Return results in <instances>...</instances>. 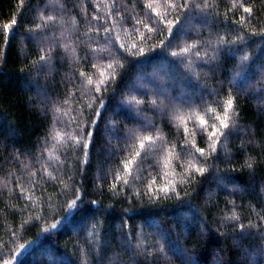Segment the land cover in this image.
<instances>
[{"label": "trees", "instance_id": "trees-1", "mask_svg": "<svg viewBox=\"0 0 264 264\" xmlns=\"http://www.w3.org/2000/svg\"><path fill=\"white\" fill-rule=\"evenodd\" d=\"M5 261L264 264V0H0Z\"/></svg>", "mask_w": 264, "mask_h": 264}, {"label": "snow or ice", "instance_id": "snow-or-ice-1", "mask_svg": "<svg viewBox=\"0 0 264 264\" xmlns=\"http://www.w3.org/2000/svg\"><path fill=\"white\" fill-rule=\"evenodd\" d=\"M244 11H245V12H249L250 10H249L248 8H245ZM6 27H7V26H6ZM231 108H232V101H231V100H228V101H227V108L224 109V111L227 112V111L230 110ZM217 119H220V117H217ZM226 120H227V116H225L224 119L220 120L221 125H223L224 127H227V124L225 123ZM204 123H205V121H204V120H201V124H204ZM216 134H217L216 131H212V132H211V135H212L213 137H215ZM141 147H143V145H141ZM199 151H201V153H203V150H202V149H200ZM249 166H250V165H249ZM201 171H202V169H201Z\"/></svg>", "mask_w": 264, "mask_h": 264}, {"label": "rangeland", "instance_id": "rangeland-1", "mask_svg": "<svg viewBox=\"0 0 264 264\" xmlns=\"http://www.w3.org/2000/svg\"><path fill=\"white\" fill-rule=\"evenodd\" d=\"M0 264H12L11 262L5 261V262H0Z\"/></svg>", "mask_w": 264, "mask_h": 264}]
</instances>
